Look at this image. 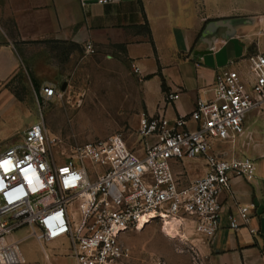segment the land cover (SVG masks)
I'll list each match as a JSON object with an SVG mask.
<instances>
[{
  "label": "built area",
  "instance_id": "obj_1",
  "mask_svg": "<svg viewBox=\"0 0 264 264\" xmlns=\"http://www.w3.org/2000/svg\"><path fill=\"white\" fill-rule=\"evenodd\" d=\"M80 2L110 5L116 0ZM85 51L95 53L92 44ZM229 65L217 72L212 99L200 100L189 115L172 122L162 113L142 116L141 154L121 135H112L78 147L63 161L54 157L43 122L28 127L19 143L0 153V264H24L21 245L27 238L41 244L67 241L78 264H131L133 252L122 237L153 223L178 241V252L203 264L193 241L216 237L221 197L232 192V180L252 182L257 175L253 159L228 157L216 146L235 147L245 134L247 116L253 111L264 115V53L247 58V71ZM39 94L46 99L57 95L52 85ZM178 98V93L166 95L168 103ZM194 159L204 160L206 174L182 186L173 165ZM252 208L238 206L229 215L230 228L249 226ZM167 226L174 230L166 233ZM23 230L25 237L17 238Z\"/></svg>",
  "mask_w": 264,
  "mask_h": 264
},
{
  "label": "crops",
  "instance_id": "obj_2",
  "mask_svg": "<svg viewBox=\"0 0 264 264\" xmlns=\"http://www.w3.org/2000/svg\"><path fill=\"white\" fill-rule=\"evenodd\" d=\"M88 44L95 53L120 48L119 53L138 68L134 72L141 81L143 115L162 113L172 122L189 115L200 100L212 99L218 71L230 63L247 71V58L264 53V0H116L110 5L0 0V145L12 135L6 124L10 114L21 110L22 103L30 106L28 97L16 95L13 84L20 80L29 94L26 78L31 77L33 93V87L48 80L44 72L56 67L49 64L53 60L49 46L71 47L66 50L73 53L72 47ZM32 58H37L36 64ZM163 79L168 94H179L176 101L167 102ZM253 117L251 112L245 120V134L238 141L244 146L240 152L264 159V120L255 130ZM184 161L173 165L182 186L206 174L204 160ZM193 162H203V170L193 171ZM221 203L223 216L216 237L208 243L193 241L202 263L264 264V166L252 182L233 179L232 192L223 195ZM250 205L254 208L249 211V226L231 229L229 215H235L238 206ZM26 240L39 252L25 256L24 264H78L65 240L49 244Z\"/></svg>",
  "mask_w": 264,
  "mask_h": 264
},
{
  "label": "rangeland",
  "instance_id": "obj_3",
  "mask_svg": "<svg viewBox=\"0 0 264 264\" xmlns=\"http://www.w3.org/2000/svg\"><path fill=\"white\" fill-rule=\"evenodd\" d=\"M5 26L8 24L5 23ZM54 47L49 46L48 52L53 59L49 64L56 67L44 72H47V81L33 87L32 93L30 86H33V80L26 78V83L30 85L29 94L20 80L13 84L12 88L19 97H28L30 106L26 108V104L22 103L21 110L10 114L6 124L12 135L0 145V151L19 143L25 128L40 121L50 133L53 155L59 160L65 161L80 146L112 135H121L131 148L140 150L144 146L138 134L139 122L144 114L141 81L124 55L119 53L120 48L107 47L88 54L84 47H72L73 53L66 50L71 47ZM31 62L36 64L37 58H32ZM47 85L56 89L55 97H41L39 91ZM255 113L252 112L251 126L259 130L264 115L256 116ZM216 147L223 148L228 157L253 159L257 170L264 166V159L252 153L240 152L244 148L241 140L235 147L229 144ZM203 165V162H193L192 169L202 171ZM25 233L23 230L16 235ZM122 238L132 249L134 258L131 264H157L159 261L195 264L190 254L188 256L177 251L178 241L166 237L159 223L150 224L141 232H129ZM21 248L25 256L39 252L35 246H30L28 240L22 243Z\"/></svg>",
  "mask_w": 264,
  "mask_h": 264
},
{
  "label": "trees",
  "instance_id": "obj_4",
  "mask_svg": "<svg viewBox=\"0 0 264 264\" xmlns=\"http://www.w3.org/2000/svg\"><path fill=\"white\" fill-rule=\"evenodd\" d=\"M148 31H149V29H148ZM147 78H149V77H147ZM162 89L164 90V91H166V93L168 94V90H167V88H166V85H165V81H164V79H163V81H162ZM16 95L19 97V95L16 93Z\"/></svg>",
  "mask_w": 264,
  "mask_h": 264
},
{
  "label": "bare ground",
  "instance_id": "obj_5",
  "mask_svg": "<svg viewBox=\"0 0 264 264\" xmlns=\"http://www.w3.org/2000/svg\"><path fill=\"white\" fill-rule=\"evenodd\" d=\"M143 227H145V225H143L142 228H143ZM172 230H174L173 227H172V228H169V227L167 226V227L165 228V232H166V233H171Z\"/></svg>",
  "mask_w": 264,
  "mask_h": 264
},
{
  "label": "snow or ice",
  "instance_id": "obj_6",
  "mask_svg": "<svg viewBox=\"0 0 264 264\" xmlns=\"http://www.w3.org/2000/svg\"><path fill=\"white\" fill-rule=\"evenodd\" d=\"M5 163H7V161H5Z\"/></svg>",
  "mask_w": 264,
  "mask_h": 264
}]
</instances>
